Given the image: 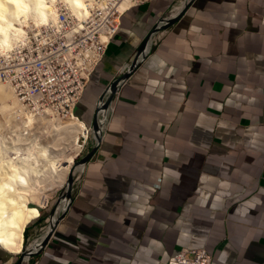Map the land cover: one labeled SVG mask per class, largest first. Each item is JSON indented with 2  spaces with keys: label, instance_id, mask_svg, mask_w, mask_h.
Segmentation results:
<instances>
[{
  "label": "crops",
  "instance_id": "crops-1",
  "mask_svg": "<svg viewBox=\"0 0 264 264\" xmlns=\"http://www.w3.org/2000/svg\"><path fill=\"white\" fill-rule=\"evenodd\" d=\"M182 1L124 11L75 109L88 125ZM155 41L115 93L65 217L27 264H166L200 247L212 264H264V0H193ZM18 260L0 247V264Z\"/></svg>",
  "mask_w": 264,
  "mask_h": 264
},
{
  "label": "bare ground",
  "instance_id": "bare-ground-1",
  "mask_svg": "<svg viewBox=\"0 0 264 264\" xmlns=\"http://www.w3.org/2000/svg\"><path fill=\"white\" fill-rule=\"evenodd\" d=\"M95 4L102 3L99 0H0V68L4 60L9 62L35 37L51 39L59 30L62 8L74 19V26L66 33L70 37L85 25ZM17 5H23L24 10ZM133 5L130 0H123L120 8ZM43 29L54 32L45 34ZM110 112L111 102L101 106L99 117L103 124ZM91 129L97 137V130ZM88 132V125L76 114L63 116L52 108L43 111L27 106L11 82L0 77V247L18 255L23 253L27 227L41 215L48 191L56 186L66 189L73 171H82L83 166L75 168L73 156L84 145L85 136L81 135ZM32 247L36 249L39 244L34 241Z\"/></svg>",
  "mask_w": 264,
  "mask_h": 264
},
{
  "label": "built area",
  "instance_id": "built-area-1",
  "mask_svg": "<svg viewBox=\"0 0 264 264\" xmlns=\"http://www.w3.org/2000/svg\"><path fill=\"white\" fill-rule=\"evenodd\" d=\"M99 1L102 4H95L85 25L70 37L66 33L74 26V19L62 8L59 30L43 29L45 34L54 32L51 39L42 35L35 37L9 62L4 60L0 77L11 82L16 94L27 106L43 111L52 108L63 116L75 114L92 69L104 56L109 41L120 26L121 16L127 10L120 8L123 0ZM130 1L137 5L147 0ZM156 34L152 47L156 44ZM166 264H212V256L205 247L183 248Z\"/></svg>",
  "mask_w": 264,
  "mask_h": 264
},
{
  "label": "water",
  "instance_id": "water-1",
  "mask_svg": "<svg viewBox=\"0 0 264 264\" xmlns=\"http://www.w3.org/2000/svg\"><path fill=\"white\" fill-rule=\"evenodd\" d=\"M192 1L193 0H183L182 5H181L182 8H180L179 11H177L172 16L166 15L158 21L156 26L151 30V32L145 38L144 42L142 43V45L140 47L139 53L135 57V59L127 66L125 71H123L122 75L117 77L111 83L109 88L106 90V92L99 99L97 106H96L95 117L91 123V127H94L97 130V137L94 139V144L91 147L90 151L88 153H86L83 157H81L80 160L75 161V164H76L75 168H76V166L77 167L83 166V169H82V171H83L85 165L92 159V157L95 154L97 148L99 147L101 141L103 140L104 124L100 120V117H99V111H100L101 106L103 104L108 105L110 102H112V100L115 96V93L118 91L121 84L126 82V80L131 76V74L139 67L141 62L151 53L152 48H153L152 47V41H153V37L155 36V34L160 30L168 28L169 26L173 25L176 21H178L180 19V17L183 15V13L186 11V9L189 7V5ZM68 179H69V184H68L67 188L64 189V191L61 193V197H60L62 205L64 204V202H67V203H65L66 204L65 207L60 209L58 212L54 210L53 218H52V222L50 224L49 231L47 232L45 237H43L44 236V234H43L42 238H40V241L39 240L35 241V242H37V244H39V247L35 249V247H32V244L30 246L25 245L24 251H23V253L19 254L20 258L16 264H26L27 261L31 258V256L41 252L45 248V246L48 244L50 239L52 238L53 233H54L55 229L57 228L58 224L60 223V221L65 217L66 212H67L69 206L71 205V202H72V200L75 196V193H76V190H75V192L73 193L72 196L70 194L71 186H72V182H73V173H72V175H70L68 177ZM66 198L68 200H66Z\"/></svg>",
  "mask_w": 264,
  "mask_h": 264
},
{
  "label": "rangeland",
  "instance_id": "rangeland-1",
  "mask_svg": "<svg viewBox=\"0 0 264 264\" xmlns=\"http://www.w3.org/2000/svg\"><path fill=\"white\" fill-rule=\"evenodd\" d=\"M88 127H89V132L87 134L81 135V136H85L84 145H82L79 142V144L82 145V149L81 151L78 152V154H75V156H73L74 158L73 164L75 163V161L80 160L81 157H83L86 153H88L94 144V140L92 139V132H91L92 129L90 127V124L88 125ZM72 154H74V152H72ZM83 173H84L83 171H79L78 169L73 171V182H72L71 192H70L71 196L73 195V193L79 186L80 181L82 180ZM63 191H64V186L62 187L56 186L52 188L50 191H48V196L46 197L47 204L45 207L41 208V215L38 218L34 219L32 223H30L29 226L27 227V230L25 233V245L30 246L34 241L40 239L45 233V231L47 230V228L50 227L54 210L58 212L60 208L61 209L63 208V205L61 203V198H60L61 193ZM35 255L31 256L30 262H32L33 257ZM16 257L20 258V255L16 254Z\"/></svg>",
  "mask_w": 264,
  "mask_h": 264
},
{
  "label": "clouds",
  "instance_id": "clouds-1",
  "mask_svg": "<svg viewBox=\"0 0 264 264\" xmlns=\"http://www.w3.org/2000/svg\"><path fill=\"white\" fill-rule=\"evenodd\" d=\"M17 7L21 8L22 11L24 10L23 5H17ZM5 12H7V8H5Z\"/></svg>",
  "mask_w": 264,
  "mask_h": 264
}]
</instances>
